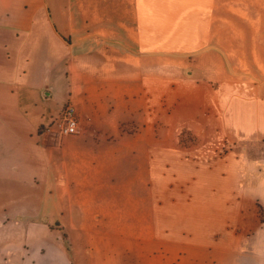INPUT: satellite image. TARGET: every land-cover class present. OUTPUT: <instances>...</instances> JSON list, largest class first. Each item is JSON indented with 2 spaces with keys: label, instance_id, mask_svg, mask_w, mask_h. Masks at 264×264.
<instances>
[{
  "label": "crops",
  "instance_id": "obj_1",
  "mask_svg": "<svg viewBox=\"0 0 264 264\" xmlns=\"http://www.w3.org/2000/svg\"><path fill=\"white\" fill-rule=\"evenodd\" d=\"M41 102L52 122L29 116ZM68 102L81 133L63 138ZM123 168L147 188L153 238L189 232L176 245L201 250L196 264H264V0H0V264H75L77 249L112 264L93 239H37L50 184L59 229L105 231L73 207L97 221L87 203L120 194Z\"/></svg>",
  "mask_w": 264,
  "mask_h": 264
},
{
  "label": "rangeland",
  "instance_id": "obj_2",
  "mask_svg": "<svg viewBox=\"0 0 264 264\" xmlns=\"http://www.w3.org/2000/svg\"><path fill=\"white\" fill-rule=\"evenodd\" d=\"M31 58L32 59H30V65L28 68L29 73L31 72V77L40 76L41 67L38 62H35V59H33V57ZM36 79L37 77H35L34 82L36 81ZM26 109L28 110L29 116L31 118L41 116L45 113L46 118H43L41 120L45 123L52 122V120H54L52 118H55L57 116V112L59 110L58 106L54 104L52 105L53 110L50 113L48 111V104H46L45 102L38 103L35 108L33 107V105H31L30 108L26 107ZM180 137L181 136H179V138ZM179 142L180 146L182 147H192L196 146L199 143L198 138L190 133L182 136ZM241 151L242 149H239L238 153H241ZM207 159L208 158H205V160ZM126 169L127 168H123L124 175H126V177L124 178L125 184H118V187L123 188L120 194H107L109 196L108 199L99 200L97 202L95 200L87 203V210L90 211L91 209L93 212H97V221H92V217L89 215H83V210L80 205L74 202L75 204L73 207L72 220L78 227L88 226L90 222H92L94 223L95 227L99 225V227L101 229H104L105 231L97 229V231L91 233H71L59 229L57 225L63 224V218L65 220L68 219V215H64V213L66 212V201L56 198V195L55 193H53V189L50 184L48 194L44 203V215L42 217L46 219L48 223L44 224L46 228H40L41 232H39V237L37 240L42 243H52L53 241H60L62 243L67 242L71 245L76 246V244L74 243L75 240H85L87 242L93 239L96 242V245L99 246L97 248L99 256L108 259V261L112 264H141V261H143L144 264H196V260L200 259L199 257L203 255L201 250H198L197 248H182L176 245V243L189 232H173L172 235L167 238V241L162 240L165 239V234H161L162 232L157 233L161 234L159 236L160 238H153V233H151L148 229L149 224L147 222V214L146 218H144V214L142 213V208L147 203V188L145 185L144 188L143 184L138 185V175L136 172L128 175ZM243 169L244 168H242L241 170ZM50 170L51 172H53L52 170H54V168L51 167ZM144 176L145 173L142 169L141 177L144 178ZM243 181L244 180H241L240 183L241 188L244 185ZM159 187H161V189H164L165 185L159 184L158 189ZM190 197L191 198L189 200L190 203H192L193 195H190ZM194 200H196L195 197ZM82 203H84V201H82ZM98 204H103L104 207L102 206L100 208ZM257 208V220L258 222H264L263 209H261L260 205L258 204ZM140 209L141 212L139 214ZM174 219H178V224L173 225L175 231L176 227H178L180 224L179 221L181 220V217H179V215H174ZM249 222H251L250 219ZM244 223L245 216L242 217V227H244ZM38 224L39 226H43L41 222ZM132 228L135 229L132 230ZM239 234L242 235L241 239H243L244 231H239ZM239 234L238 237L240 236ZM252 234L254 233L248 234V237H251ZM36 235L37 234L31 230L29 235L30 242H33V240L36 239ZM150 239L151 241H149ZM138 245L141 246L139 250L140 252H138ZM240 247L246 249L244 248V244ZM75 248H72L73 251L75 250ZM250 250L251 249L249 248L247 251L251 258ZM77 251L78 258H74L73 260L75 264H84L86 261L90 262V264H94V253L92 254L91 259L82 254L81 249H77ZM139 255L142 257L141 260L139 259ZM82 257L86 261L82 260Z\"/></svg>",
  "mask_w": 264,
  "mask_h": 264
},
{
  "label": "built area",
  "instance_id": "obj_3",
  "mask_svg": "<svg viewBox=\"0 0 264 264\" xmlns=\"http://www.w3.org/2000/svg\"><path fill=\"white\" fill-rule=\"evenodd\" d=\"M54 128L56 133L63 138L80 135V118L72 103L68 102L62 105L61 113Z\"/></svg>",
  "mask_w": 264,
  "mask_h": 264
},
{
  "label": "trees",
  "instance_id": "obj_4",
  "mask_svg": "<svg viewBox=\"0 0 264 264\" xmlns=\"http://www.w3.org/2000/svg\"><path fill=\"white\" fill-rule=\"evenodd\" d=\"M187 133H188V132H182L180 136L182 137V136L186 135ZM181 137H180V138H181Z\"/></svg>",
  "mask_w": 264,
  "mask_h": 264
}]
</instances>
